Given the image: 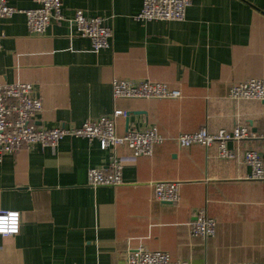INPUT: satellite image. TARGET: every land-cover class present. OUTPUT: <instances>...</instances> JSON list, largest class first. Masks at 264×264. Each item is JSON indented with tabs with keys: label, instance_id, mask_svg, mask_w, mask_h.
<instances>
[{
	"label": "crops",
	"instance_id": "crops-1",
	"mask_svg": "<svg viewBox=\"0 0 264 264\" xmlns=\"http://www.w3.org/2000/svg\"><path fill=\"white\" fill-rule=\"evenodd\" d=\"M30 8L32 0H7ZM142 0H64L63 19L42 34L25 16L0 20V82H29L42 102L41 128L79 126L88 118H115V132L156 126L168 137L151 156L126 145L115 153L122 183L92 187L87 171L107 166L113 151L97 140L65 137L55 148L34 145L0 161V209L20 213L18 234L0 236V264H121L129 245L163 250L188 264H264V182L249 179L245 148L260 150L264 100L228 98L234 83L264 78V0H192L182 21H140ZM76 9L111 28L108 48L93 51L74 34ZM164 82L177 99L112 97L111 82ZM246 124L251 137L227 142L239 153L220 159L215 146L180 147L172 138L205 126L209 132ZM179 182L180 199H155L151 183ZM205 207L214 236L193 237L189 224Z\"/></svg>",
	"mask_w": 264,
	"mask_h": 264
},
{
	"label": "built area",
	"instance_id": "built-area-1",
	"mask_svg": "<svg viewBox=\"0 0 264 264\" xmlns=\"http://www.w3.org/2000/svg\"><path fill=\"white\" fill-rule=\"evenodd\" d=\"M30 8H17L7 0H0V20L15 13L25 16L26 25L31 33L42 34L52 20L63 19L62 4L64 0H32ZM192 0H142V6L135 15L136 20H174L182 21L186 9ZM74 34L87 38L91 49L99 51L110 46L111 28L100 16H87L82 9H76L70 18ZM1 37V34H0ZM112 97L129 99H177L181 92L164 82L144 80L134 83L124 79L111 82ZM228 98L235 103L242 100H264V78H249L234 83L228 90ZM42 109L39 97L33 94V85L29 82H0V161L4 154H13L23 147L40 145L55 148L65 137H82L97 140L102 150L110 148L113 157L107 166L92 167L87 171V183L92 187L117 186L122 183L123 164L115 153L118 145H126L133 156H151L154 146L164 143L168 137L162 135L156 126L142 130L128 127L122 135L115 132V118L126 116L127 112L114 109L110 115L88 118L79 126L62 125L41 128L34 123V116ZM250 128L236 121L231 129L209 132L205 126L189 133H181L172 138L180 147L199 144L205 149L213 146L220 159H236L238 152L229 149L227 142H241L251 137ZM260 150L245 148L242 160L250 168L248 178L264 182V135ZM154 197L158 201L176 203L179 199V182L176 180H159L151 183ZM20 213L17 210L0 209V236L11 237L19 232ZM216 220L206 208L202 207L189 224V233L193 237L206 239L214 236ZM121 264H188L172 261L168 252L149 250L145 247L127 246L123 251ZM247 264V263H243Z\"/></svg>",
	"mask_w": 264,
	"mask_h": 264
},
{
	"label": "water",
	"instance_id": "water-1",
	"mask_svg": "<svg viewBox=\"0 0 264 264\" xmlns=\"http://www.w3.org/2000/svg\"><path fill=\"white\" fill-rule=\"evenodd\" d=\"M128 115V114H127Z\"/></svg>",
	"mask_w": 264,
	"mask_h": 264
}]
</instances>
